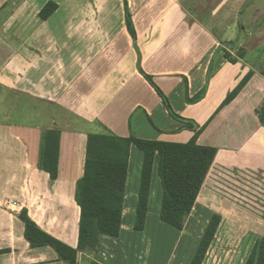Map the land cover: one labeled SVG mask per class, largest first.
<instances>
[{
	"label": "crops",
	"instance_id": "0c3cea01",
	"mask_svg": "<svg viewBox=\"0 0 264 264\" xmlns=\"http://www.w3.org/2000/svg\"><path fill=\"white\" fill-rule=\"evenodd\" d=\"M79 1L0 0V16L9 17L0 23V96L6 98L0 107V264H65L50 247L30 248L18 218L23 210L43 232L77 249L75 188L83 176L88 135L178 144L194 138L195 131L169 114L139 69L176 116L202 129L196 144L216 155L182 231L160 221L162 188L154 164L144 229L138 232L143 155L133 163L137 148L131 145L119 235L98 238L94 247L77 253V264H159L153 248L162 236L178 243L188 239L190 229L197 235L193 250L165 264H191L214 216L220 218L217 232L223 224L243 223L238 218L264 222V124L256 115L264 102V44L260 36L252 38L264 25L251 23L254 15L262 18L257 0H201L207 12L195 13L196 19L189 17L191 4L177 0H133V7L131 0H113L110 9L109 0ZM124 1L135 43L125 25ZM49 2L57 9L42 20ZM77 6H84L83 12ZM6 12H21V24L13 25V14ZM46 106L68 114L65 123L77 128L59 129L53 117L45 119ZM54 130L60 143L52 181Z\"/></svg>",
	"mask_w": 264,
	"mask_h": 264
},
{
	"label": "trees",
	"instance_id": "16d2710c",
	"mask_svg": "<svg viewBox=\"0 0 264 264\" xmlns=\"http://www.w3.org/2000/svg\"><path fill=\"white\" fill-rule=\"evenodd\" d=\"M56 9L55 3H47L40 12V19L47 20ZM124 9L125 25L135 43L136 37L126 1H124ZM139 72L162 99L169 114L186 124L188 129L195 131L194 138L188 143L178 144L146 141L133 136L119 138L107 132L88 135L83 176L76 182L75 188V202L80 210L77 249H72L43 232L23 210L18 218L24 225L23 237L30 248L50 247L59 260L65 264H77V253L94 247L98 238L118 237L131 145H134L143 155L134 230L140 232L144 229L154 164L157 166V175L162 188L160 221L176 230H183L212 166L216 150L196 144V137L202 129L198 131L192 121L176 116L169 107L167 99L153 84L151 78L140 69ZM249 77V75L246 76L240 85L228 95L221 108L236 97ZM256 115L263 125L264 102L257 109ZM59 143L60 133L54 130L50 134L49 146V174L52 181L57 177ZM219 224L218 216H214L208 223L191 264L203 263ZM245 264H264V239L256 242Z\"/></svg>",
	"mask_w": 264,
	"mask_h": 264
},
{
	"label": "rangeland",
	"instance_id": "374dc122",
	"mask_svg": "<svg viewBox=\"0 0 264 264\" xmlns=\"http://www.w3.org/2000/svg\"><path fill=\"white\" fill-rule=\"evenodd\" d=\"M110 3L108 4V8L110 9L111 6L115 5V2L113 0H109ZM163 4L168 3L167 0H160ZM181 5L191 4V10L190 12L193 13L191 17L192 19H196L199 12H207L205 9L203 3L201 0H177ZM81 4H83V0L79 1ZM256 2V1H255ZM258 3H256V6H260L263 11V14L261 15L262 18L258 16H253L251 19V23L256 25L257 28H260V25H264V0H257ZM61 3V2H60ZM160 3V5L162 4ZM142 4V3H141ZM63 5H66L62 8V12H67L68 9V3H63ZM93 5H97V2ZM131 6L133 7V0H131ZM185 7V6H184ZM19 8V7H18ZM84 6L82 8L77 6V11L83 12ZM75 10V9H74ZM239 11V10H238ZM30 12H33V10L30 8ZM13 14V20L11 21L12 24H18L20 25V16L21 12H6V14ZM4 20H9V17H4V13H2V16H0V23L3 24ZM17 20V21H16ZM260 35H259V34ZM260 36L258 40L264 44V27L258 30L257 34L254 32L253 37ZM256 39V38H255ZM120 41V40H119ZM254 41V40H253ZM252 40H248L247 44L251 43ZM120 47V46H119ZM5 99L3 96H0V107L3 106L2 102L5 104ZM15 102V99H14ZM46 114L45 119L48 117H53L56 121L59 123V129H74L77 128V126L73 125L72 122H66V119L69 120V117H67L68 114L63 113L61 110H52L50 107L46 106ZM55 115V117H54ZM13 121H17L19 119V115L15 116V113L12 112L11 115ZM15 118V119H14ZM139 118V115H135L132 117L133 123L136 119ZM132 123V122H131ZM134 157H133V163H136L138 160V157L141 158V152L137 149L134 150ZM159 184V183H158ZM160 186V185H158ZM160 188V187H159ZM161 191V189H159ZM241 221L243 223L235 225H228L223 224L221 228H219V231L217 232V235L211 245L209 246L207 250V257L204 264H245L249 258V255L251 251L253 250L255 246V241H259L261 239H264V222L256 223V220L253 218H238V221ZM165 228H168V230H172V227H169L167 225ZM160 231V230H159ZM193 230H188L187 233H189L188 239L186 240L183 238L178 243L176 240L172 241V238H166L165 236H162L166 232L161 231L160 235L162 236V242H158L156 245V248H153V250L157 251L159 255L161 256V259L159 264H165L168 262V259L171 257V259H177L181 256L182 253L185 252L186 249L188 251H192L194 245L196 244L197 235L192 232ZM159 233V232H157ZM160 237V236H159ZM167 252V253H166ZM222 257V258H221ZM156 264V263H155Z\"/></svg>",
	"mask_w": 264,
	"mask_h": 264
}]
</instances>
